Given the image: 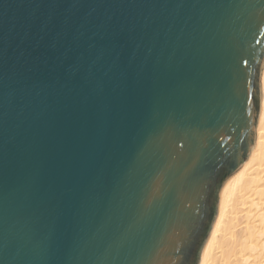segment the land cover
<instances>
[{"label": "water", "instance_id": "obj_1", "mask_svg": "<svg viewBox=\"0 0 264 264\" xmlns=\"http://www.w3.org/2000/svg\"><path fill=\"white\" fill-rule=\"evenodd\" d=\"M263 69L264 0H0V264H197Z\"/></svg>", "mask_w": 264, "mask_h": 264}, {"label": "bare ground", "instance_id": "obj_2", "mask_svg": "<svg viewBox=\"0 0 264 264\" xmlns=\"http://www.w3.org/2000/svg\"><path fill=\"white\" fill-rule=\"evenodd\" d=\"M219 198L197 264H264V94L255 144Z\"/></svg>", "mask_w": 264, "mask_h": 264}, {"label": "rangeland", "instance_id": "obj_3", "mask_svg": "<svg viewBox=\"0 0 264 264\" xmlns=\"http://www.w3.org/2000/svg\"><path fill=\"white\" fill-rule=\"evenodd\" d=\"M263 71H264V69H263ZM263 71H262V73H263ZM261 103H262V98H263V94H264V84L262 83V86H261ZM260 115H261V107H260ZM260 115H259V118H258V122H257V127H258V124H259V120H260ZM220 193H221V191H220ZM220 193H219V196H218V200H217V207H216V210H218V204H219V201H220ZM216 213H217V211H216ZM200 255H201V253H200Z\"/></svg>", "mask_w": 264, "mask_h": 264}]
</instances>
